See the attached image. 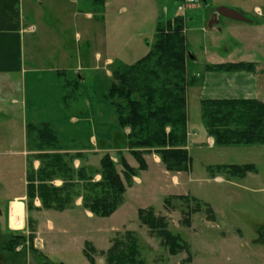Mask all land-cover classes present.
Returning <instances> with one entry per match:
<instances>
[{
  "label": "rangeland",
  "instance_id": "1",
  "mask_svg": "<svg viewBox=\"0 0 264 264\" xmlns=\"http://www.w3.org/2000/svg\"><path fill=\"white\" fill-rule=\"evenodd\" d=\"M105 2H109L110 7L107 12L105 11L106 21H101L100 10L103 8L104 13ZM262 4L264 5V0H199V4L184 9L183 16L172 17L174 11H177V6L182 7L179 0H103V7L95 5L92 0H21L25 20L34 23L37 28L35 34L24 35L23 52L26 66L54 65L58 57L66 61V64L59 66L72 70L78 66L77 59L80 61L82 70L79 69L77 72H81V80L74 76L66 80L77 84L79 91H66L67 100L76 96L82 101L84 94L88 100L90 91H94L97 97L103 96L113 82L114 63L133 65L143 58L154 42L156 27L160 22L161 27L168 23L172 24L177 17L182 19L181 33L185 39V48L188 52L192 50L195 53L196 61L186 59L184 63L186 130L185 145L182 148L186 151L188 158L185 170H166L154 151L138 150L142 153L141 157L146 165L145 170H140L138 162L128 149L124 152L123 159L135 175L130 178L127 185L122 168L119 165L116 166L125 187L121 205L116 211L125 202L126 188L130 189L137 175L143 176V183L149 185L151 189L139 193H136V190L133 192L129 190L126 198L128 206L123 207V211L118 213L115 211L107 218H100L83 207L81 188L84 181L75 178L70 183H64L56 175L47 177L44 182H39L36 173L41 163L46 160L41 157L60 155L72 171L77 172L82 169L85 172V179L90 178L91 183H98L101 181V159L106 155L115 163L109 153L101 154L99 164L96 165L95 162L92 160L90 162L87 157H84L86 159L77 167L74 161L81 158L80 154L63 151L56 133L58 144L56 147L53 146L56 149H50L45 145L41 149L38 145L39 140L35 136L32 137L31 143L27 141L25 134L26 167L31 175L35 174L33 186L44 184V186L59 189L65 184H72L75 185V191L62 210L44 208L37 195L31 201L27 199L26 201L29 200V202L28 205L26 202L25 227L22 229L13 228L21 226L22 216L19 210L20 205L12 204V226L7 228L12 233L10 236L21 235L27 238L32 235L34 239L39 238L36 242L33 240L34 251L40 252L54 264H107L103 254L112 246L116 237H122L128 231L136 235L138 261L140 260L142 264H264L262 238V232H264V145L216 146L203 126L200 106L202 100H209L207 96L211 93L202 90L204 74L209 72L205 70V66L208 65L206 62L210 57L203 53V47L206 51H210L207 47L210 42L213 45V37H221L218 48L214 50L217 55H222L225 50L236 46L225 31L218 33L214 27L209 29L211 10L227 6L228 9L243 14L248 21H253V8ZM93 8L99 9L98 14H94ZM92 12L93 19L85 16L86 13ZM118 32L123 35L129 48L114 47L116 41L112 38H115ZM44 34L48 35L49 39L44 40L46 37ZM141 34L144 35L143 44L138 43V35ZM96 35L97 38L99 35L102 36L103 45L99 42L100 38L91 43ZM247 36L253 38L251 33ZM44 41L52 44L43 45ZM96 52L100 56L97 63L92 61ZM106 58H113L116 61L109 65L105 63ZM106 69L109 73L108 78L105 76ZM241 72L253 74L255 65L253 72L239 71L230 74ZM259 73L264 77V70ZM262 77L257 78L260 80V85ZM260 93V98L256 100L264 102V80L263 91ZM0 95L4 101L10 100L8 91H0ZM216 97L223 100L220 99L223 97L218 94ZM109 105L111 106L110 103ZM9 116L19 121L16 119L17 114L13 112V108ZM8 120L0 116V150L9 149L10 146L7 132L8 125L12 122L9 124ZM121 129L128 130L127 137L129 128ZM168 131L169 127L166 128V132ZM18 138V142L13 143L11 149L13 152H20L22 149L21 139ZM112 157L114 158L113 155ZM34 160L39 162L37 169L33 168ZM152 165H155L154 168ZM247 165L252 166L253 171L246 172L242 178L230 174L226 169L230 166ZM216 167L225 169L217 170ZM22 168V157L17 153L13 156L0 154V171H3L4 176L0 184L2 227L5 223L6 201L20 189ZM96 176H99V180L95 181ZM78 198L81 199L80 209L86 213L85 216L88 215L89 220H79L76 216L77 221L74 225L61 221L55 226L56 221L48 220L43 216L39 222L36 215L31 213L33 204L36 203L40 206L38 209L44 211H70ZM148 208L153 210L154 216L163 219L167 230L179 237L186 244L187 250L170 254L156 233L140 223L138 210ZM52 224L55 226L54 231L51 228ZM38 226L39 228L42 226L46 232L43 230L37 235ZM2 227L0 226V242L6 235L1 232L4 231ZM23 231L27 234H21ZM69 231L74 236L66 239ZM85 242L90 243L94 248L93 252L88 251L92 262L84 254ZM46 248L54 253L52 257L44 254ZM0 264H8L2 253H0ZM24 264H37L31 252L28 253Z\"/></svg>",
  "mask_w": 264,
  "mask_h": 264
},
{
  "label": "trees",
  "instance_id": "2",
  "mask_svg": "<svg viewBox=\"0 0 264 264\" xmlns=\"http://www.w3.org/2000/svg\"><path fill=\"white\" fill-rule=\"evenodd\" d=\"M92 1L95 5H103V0ZM160 24L162 23H158L156 27L154 42L143 58L133 65L114 63L113 82L102 98L111 104L120 127L129 128L130 132L125 139L126 146L138 162L140 170H145L146 165L138 150L154 151L166 170H185L188 158L182 148L185 145L186 130L184 63L190 54L185 48V39L181 33L182 19L177 17L172 24L161 27ZM205 70L213 73L253 72L254 64L206 65ZM62 91L63 99L67 101L66 91H78L77 84L65 81ZM200 106L203 126L216 146L264 145V102L253 99L202 100ZM33 136L39 140L41 149L44 145L56 149L53 146L58 144V138L49 125L27 126V141L32 143ZM41 158L46 160L41 163L36 173L39 182L56 175L64 183H70L75 178L84 181L81 188L83 207L100 218L111 216L121 205L125 187L116 166L122 168L127 185L135 175L120 155L116 164L106 155L101 159V181L98 183H91L90 178L85 179L82 169L72 171L60 155ZM226 169L230 174L241 178L246 172L253 171L250 165L230 166ZM34 175L27 169V199L31 201L37 195L44 208L64 209L66 202L74 194L75 185L65 184L59 189L44 184L35 187ZM137 214L140 223L156 233L170 254L187 250L186 244L167 230L166 223L154 216L151 208L138 210ZM33 240L32 235L27 238L21 235H5L0 242V253L8 264H24L30 252L37 264H54L40 252L34 251ZM84 246V254L90 259L88 251L93 252L94 248L88 242ZM103 255L107 264H142L138 261L136 235L129 231L122 237H116ZM90 261L92 262L91 259Z\"/></svg>",
  "mask_w": 264,
  "mask_h": 264
},
{
  "label": "crops",
  "instance_id": "3",
  "mask_svg": "<svg viewBox=\"0 0 264 264\" xmlns=\"http://www.w3.org/2000/svg\"><path fill=\"white\" fill-rule=\"evenodd\" d=\"M108 3L109 2L104 3V13L103 8L100 10V14L102 15L101 21H106V12L110 7ZM223 7L228 8L227 6ZM98 10L99 9L97 8H93L92 11L94 14H98ZM257 10L259 11V15L255 13ZM93 12L86 13L85 16L93 19ZM212 13H214V11L211 10V16ZM178 15L180 16L182 14L174 11L172 17ZM252 16L254 17L253 21L248 23L234 21L220 15L214 18V20L209 21L210 24L215 26V30H217L218 33L225 31L230 39L235 42L236 46L230 50H225L222 55H217L214 50L218 48V44L221 42V37H213V45L210 42L207 47L210 48V51H206L204 47L202 50L203 53L210 56L209 61H207L206 64L220 65L252 63L255 65V72L253 74L245 72L234 74L213 72L205 73L202 90H206L207 93L211 92L210 95L207 96V99L219 100V97H216L217 94L223 97L220 98L223 100H258L260 98V91H263L264 80V77H262L259 73L264 70V5L255 6L252 10ZM29 26H33L35 31L28 32L26 29ZM36 31L37 28L34 23H29L23 16L21 0H0V91H8L10 95L9 101H4L0 98V116L6 118V120L9 119V124L12 122L8 125L7 132V139L10 144L9 149H1L0 154L4 156H13L14 153H17V155L22 157L23 167L22 183L19 185L20 189L16 194L11 195L5 204L4 227H2L0 220V226L4 230L1 232L4 235L6 234L9 236L12 234L11 231L7 229L10 225L12 226V204L20 205L19 210L21 211L22 216L21 226L13 228L22 229L25 227L27 202V156L24 143L27 125H49L59 137L63 151L70 154H80L81 158L74 161V164L77 167L81 164V161L86 159L84 157H87L90 162H95V165L99 164L102 156L101 154L105 153H109L113 161L118 163V156L120 155L123 158L125 154L124 152L128 151L125 141L128 130H122L119 127L112 107L102 98L103 96L97 97L94 95V91H90L88 100L85 98L84 93L82 101L76 96L67 101L63 99V83H65L68 78L73 76L78 78V80H81V72H77L79 69L80 71L82 70L78 59V66L72 70L70 68L66 70L59 66L66 64V61L58 57L56 59V64H54L55 66H47V64H43L41 66L30 64L29 66H26L23 52L24 35H32L35 34ZM249 33L253 35V38L247 36ZM45 36L44 40L49 39L48 35ZM143 36L144 35L142 34L138 35V43L143 44ZM98 38H100V44L103 45L102 36L99 35ZM98 38L96 35L95 40L92 39L91 43L98 40ZM112 40L116 41L114 47L129 48V44L124 39L123 35H120V32H118L116 37L112 38ZM47 44L51 45L52 43L44 41L43 45ZM253 51L256 54L253 53ZM188 53L192 55L190 60L195 62V53L192 50ZM99 57V54L96 52L95 58H92V61L97 63V60L100 59ZM33 61H35L34 58ZM114 61H116V59L106 58L105 63L110 65ZM105 74L108 78L109 73L107 69ZM259 77H262L260 78L261 85L259 82L260 80L257 79ZM81 91L83 92L82 88ZM11 108H13L14 113L16 112V119H19V121L9 116ZM18 137L21 139L22 149L20 152H13L11 149L13 147V143L18 142ZM38 166L39 162L34 160L33 168L37 169ZM152 166L154 168L155 165ZM3 177V171H0V184L1 179L4 180ZM96 180H99V176H96L95 181ZM142 180H144L143 176L137 175V177L133 179V184L130 189L126 188V193L124 195L125 202L122 207L116 211L117 213L119 211H123V207H126L128 204L126 198L129 190L132 192L136 190V193H139L141 191L143 192L151 189V187L149 185H145ZM11 187L13 188L12 185ZM33 206L34 208L31 213L36 215L39 222H41L40 220L43 216L48 220L52 219V221H56L57 223L55 226H57L58 223H61V221L74 225L77 221L76 216L79 217V220H89L88 215L85 216L86 213L80 209V198L75 200L72 206L73 208H71L70 211L65 212L40 210L38 209L40 206H38L37 203L33 204ZM1 212L2 211H0V216L2 214ZM81 213L83 214L81 215ZM55 226L53 224L51 225L53 231L55 230ZM37 230L38 235L44 229L42 226L41 228L38 226ZM61 230L64 231V229ZM21 234L24 235L27 233L23 231ZM68 234L69 235L66 239L73 238L74 235H71L70 231ZM38 239L39 238L34 239V241L36 242ZM70 240L67 241L69 242ZM44 254L47 257H52L54 255V253L47 248L44 251Z\"/></svg>",
  "mask_w": 264,
  "mask_h": 264
},
{
  "label": "water",
  "instance_id": "4",
  "mask_svg": "<svg viewBox=\"0 0 264 264\" xmlns=\"http://www.w3.org/2000/svg\"><path fill=\"white\" fill-rule=\"evenodd\" d=\"M217 15H221V16H224L226 18H229L231 20H234V21H241V22H249L243 15H241L240 13L234 11V10H231V9H227V8H219L216 10V12L214 13V18L217 16ZM211 26V24H210ZM262 236L264 237V232L262 233Z\"/></svg>",
  "mask_w": 264,
  "mask_h": 264
},
{
  "label": "built area",
  "instance_id": "5",
  "mask_svg": "<svg viewBox=\"0 0 264 264\" xmlns=\"http://www.w3.org/2000/svg\"><path fill=\"white\" fill-rule=\"evenodd\" d=\"M197 2H198V0H180L182 7L180 6L178 9L182 10L186 7H191V6L195 5Z\"/></svg>",
  "mask_w": 264,
  "mask_h": 264
},
{
  "label": "flooded vegetation",
  "instance_id": "6",
  "mask_svg": "<svg viewBox=\"0 0 264 264\" xmlns=\"http://www.w3.org/2000/svg\"><path fill=\"white\" fill-rule=\"evenodd\" d=\"M195 5H197V4H195ZM195 5H193V6H195ZM221 8H223V7H221ZM226 8V7H225ZM219 9V8H218ZM228 9V8H227ZM217 10V9H216ZM216 10H214V13L216 12ZM214 13H212V16L210 15V20H214ZM255 13L256 14H258L259 15V11L257 10V11H255ZM210 23V22H209ZM208 23V24H209ZM263 233V232H262ZM263 238V241H264V237H262Z\"/></svg>",
  "mask_w": 264,
  "mask_h": 264
}]
</instances>
